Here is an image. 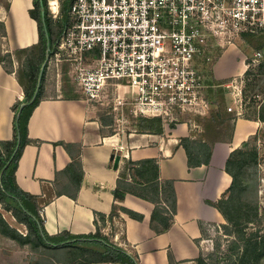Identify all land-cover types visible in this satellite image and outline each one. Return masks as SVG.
I'll return each mask as SVG.
<instances>
[{"label":"crops","instance_id":"1","mask_svg":"<svg viewBox=\"0 0 264 264\" xmlns=\"http://www.w3.org/2000/svg\"><path fill=\"white\" fill-rule=\"evenodd\" d=\"M19 4L14 7L10 0L4 15L5 38L10 50L39 40L37 21L29 14L33 0ZM21 21L31 29L24 39L18 27ZM245 70L225 72L219 64L216 73L230 78ZM61 85L57 86L56 96H44L33 110L28 122L30 140L15 172L18 185L37 196L47 233L86 236L107 234L109 230L115 245L133 255L139 264H171L170 256L174 264H197L203 239L201 223L205 227L225 223L220 210L211 203L227 195L232 183V176L226 170L227 160L244 139L256 132L250 126L256 119L238 118L232 141L216 142L210 163L190 168L187 153L180 144L181 137L189 134L187 128L180 129L182 134L178 129L162 134H110L106 131L108 123L101 120L95 105L85 98L65 96ZM23 98L24 90L16 74L5 71L0 63V140L13 138L11 107ZM116 154L120 155L117 168L112 160ZM148 158L158 160L160 180H174L177 210L172 225L163 232L152 228L155 205L151 201L132 193H126L122 200L114 196L120 170L127 160ZM76 160L81 161L84 175L74 199L58 194L57 190H74L71 166ZM115 205L138 212L143 219L133 218L119 208L113 210ZM100 214L106 216L105 220Z\"/></svg>","mask_w":264,"mask_h":264},{"label":"built area","instance_id":"2","mask_svg":"<svg viewBox=\"0 0 264 264\" xmlns=\"http://www.w3.org/2000/svg\"><path fill=\"white\" fill-rule=\"evenodd\" d=\"M65 1L47 0L55 21ZM68 18L53 55L85 99L114 88L119 103L133 94L136 116L165 123L209 115L214 63L264 32V0H71Z\"/></svg>","mask_w":264,"mask_h":264},{"label":"trees","instance_id":"3","mask_svg":"<svg viewBox=\"0 0 264 264\" xmlns=\"http://www.w3.org/2000/svg\"><path fill=\"white\" fill-rule=\"evenodd\" d=\"M71 0L65 1L61 6V13L65 16L64 21L53 23L49 19L47 0H33V8L29 10V14L37 21L39 40L37 43L24 48L11 50L0 55V63L8 73H15L19 84L24 90L23 100L17 99L12 105L14 112V136L10 140H0V204L5 205L4 208L11 210L15 218L27 228V233L22 235L2 217L0 212V229L7 236L19 240L22 243L31 241L34 246H44L51 249L70 250L73 256L78 259L74 264H94L99 261L114 262L117 264H139L137 259L128 253L124 248L112 244L106 240L98 239L100 233L86 236H76L69 232H62L58 235H50L44 228V219L40 213V205L37 196L22 189L16 180L15 172L22 155L23 149L29 142L28 138V122L33 110L41 102L43 98V82L44 74L48 66V57L54 54V49L63 28L68 24V10ZM9 8V3L6 5ZM6 35V34H5ZM254 36L249 35L247 40L252 41ZM255 46L257 50L264 47L262 38L258 39ZM27 53L28 57L22 67L17 71L10 69L5 63V58H9V64L13 65L12 57L20 59V55ZM264 66V61L261 67ZM43 69V70H42ZM41 75V82L39 78ZM230 79H222L216 82V89H208V98L211 103L209 116L197 117L199 122L203 124V132L200 138L194 136L181 137L180 144L184 147L187 157L188 166L195 167L203 164H209L211 161L214 144L216 142H231L235 130V122L238 114L228 112L226 106V90L222 84ZM39 85V88H38ZM38 88V89H37ZM66 92L67 90H65ZM217 95V96H216ZM78 98V97H72ZM24 104L23 107L21 105ZM214 106V108H213ZM103 121V119L101 118ZM104 122V121H103ZM108 123V122H105ZM109 124V123H108ZM138 126L137 133L162 134L164 128L159 118L141 117L136 120ZM226 129L228 133L225 138H221V132ZM248 141L242 142V146H247ZM256 158L257 152L246 151L244 148L235 149L226 163V170L232 176V183L225 197L216 203V206L226 222L221 224L225 228H233L231 231L236 233L235 238L229 243L228 250L236 252L239 264H260L261 258L264 257V233H260L259 229L247 233L249 224L257 222V207L248 210L246 205L236 198V190L239 186V176L244 168L247 158ZM72 167V185L73 191H60L58 194H67L76 199L81 187L84 171L80 160L74 161ZM70 169V168H69ZM240 189V188H239ZM239 191V190H238ZM241 191V190H240ZM66 192V193H63ZM126 193L135 194L143 199L151 201L155 207L151 217L152 228L156 232L167 230L173 222L174 214L177 210V196L174 189V180H160L159 163L155 158L141 159L137 161L127 160L120 170L117 187L114 192L115 199L122 200ZM240 195V192H239ZM121 209L128 213L131 217L138 220L143 219V215L123 206L113 207ZM105 220V215L100 214ZM209 224V226L213 225ZM208 226V227H209ZM230 226V227H228ZM201 230L204 236L207 234V227L201 223ZM90 239V240H87ZM94 242L101 243L104 247L103 252H99L101 258H90L86 256L89 249L82 246L83 243ZM219 244L216 246L219 251ZM228 256V255H227ZM227 256L221 257L225 260ZM197 264H213L207 260L205 256L200 254ZM171 264L174 259L170 256ZM222 261H217L216 264ZM235 264V261L233 262Z\"/></svg>","mask_w":264,"mask_h":264},{"label":"rangeland","instance_id":"4","mask_svg":"<svg viewBox=\"0 0 264 264\" xmlns=\"http://www.w3.org/2000/svg\"><path fill=\"white\" fill-rule=\"evenodd\" d=\"M8 3H10V0H0V55H5L8 51L9 53L11 52L10 48L7 46V40L5 38L6 32L4 24V15ZM47 7L49 19L53 23L64 21L65 16L63 14H61L62 17L60 19L55 21L48 4ZM259 38H262V42H264V32L260 33L258 36H254L252 41L247 40L246 44L239 43L238 46L241 52L237 49H229L224 55H222L214 63V74L212 75V79L215 83L218 81L217 78L221 77L223 79H233L232 85L229 88H225L227 111L237 113L238 118L256 119L255 124H250L253 129H256V132L242 141H248L249 143L247 146L242 147L244 148L245 153L246 151H256L257 156L256 158H253L252 155L251 157L249 155L247 158L246 164L239 176V186L236 190V198L240 199V202L245 204L248 210L255 206L257 207V222L255 224H249L250 226L246 230L247 233L259 229V231H261L260 233L263 234L264 66L261 67V63L264 61V47L261 50L255 48L258 44L257 41H259ZM256 51H262V55H256ZM27 55V53L21 54L20 59L15 56L12 57L11 55L13 65L9 64V58H5V63L10 69L17 71L22 67V64L25 63V60L28 57ZM219 64L225 72H231L230 70H236V68H241V71H243L244 68L246 70L240 75H234L237 76L235 78H226L216 73ZM69 69L70 65L66 61H58L54 55L48 57V66L44 74L43 97L56 96L57 86L62 84L63 88H66L65 90H67L65 96L85 98L82 91L70 77ZM215 76L217 78H215ZM123 89L124 88H121L122 91ZM214 89H216V87ZM132 101L133 94L127 93L125 96V103H119L118 93H116L114 88H110V93L105 99L102 101H92L91 103L95 105V109L100 118H102L104 122L109 123L106 127L107 132L110 134H129L137 132L138 126H136V120L144 117L141 115L136 116ZM229 107H232L233 109L229 110ZM236 107L237 110H235ZM183 116L184 117H181L178 120L166 121L165 123L162 122L164 133H171L173 129H178V131H180L181 128L185 127L189 133L188 136L200 138V134L203 132V124L199 122L197 117L190 114H184ZM247 129L249 130L250 127H247ZM178 133L182 134L181 131ZM227 133L228 130L224 129L221 132V138H225ZM242 142L237 146L238 148H242ZM4 207L5 205L0 204L1 215L7 224H9L11 228L16 229L18 233L25 235L28 232L26 226L15 218L13 209L8 210ZM231 229L233 228L231 227L230 229H227L221 226V224H213L207 227V234L200 242V254L205 256L207 260L213 264H216L217 261H222L218 264H233L234 261L235 264H239V258L236 252L228 250L229 243L236 236V233H233ZM97 238L115 244L109 230L107 231V234L101 232ZM218 244L220 246L219 251L216 248ZM82 246L89 249L85 255L91 259L101 258V256L96 253L104 251V247L99 242H86L83 243ZM223 256H227L225 260H222L221 257ZM77 260L76 256H73L72 253H70V250L34 246L31 241L22 243L19 240L7 236L0 229V264H74L73 262ZM99 263L100 262H96L94 264ZM260 264H264V257L261 258Z\"/></svg>","mask_w":264,"mask_h":264},{"label":"bare ground","instance_id":"5","mask_svg":"<svg viewBox=\"0 0 264 264\" xmlns=\"http://www.w3.org/2000/svg\"><path fill=\"white\" fill-rule=\"evenodd\" d=\"M25 1L26 0H13L14 7H16V6L19 7L20 6L19 3H25ZM18 27H19V29H20V31L22 33V35H21L22 38L21 39H24V37H27L31 33V29L28 27V25L25 22H22V21L19 22L18 23ZM21 41H24V40H21Z\"/></svg>","mask_w":264,"mask_h":264},{"label":"water","instance_id":"6","mask_svg":"<svg viewBox=\"0 0 264 264\" xmlns=\"http://www.w3.org/2000/svg\"><path fill=\"white\" fill-rule=\"evenodd\" d=\"M40 82H41V75H40V78H39V83ZM38 88H39V85H38ZM23 106H24V104L21 105V107H23ZM112 160L114 162V164H113L114 167L117 168L118 167L119 160H120V155L119 154L113 155Z\"/></svg>","mask_w":264,"mask_h":264}]
</instances>
